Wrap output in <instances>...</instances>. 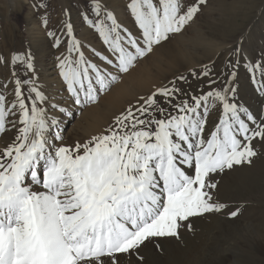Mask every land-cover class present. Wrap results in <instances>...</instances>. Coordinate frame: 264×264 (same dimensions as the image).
Returning a JSON list of instances; mask_svg holds the SVG:
<instances>
[{"label": "snow or ice", "instance_id": "obj_1", "mask_svg": "<svg viewBox=\"0 0 264 264\" xmlns=\"http://www.w3.org/2000/svg\"><path fill=\"white\" fill-rule=\"evenodd\" d=\"M205 2L128 0L134 34L97 0L93 10L100 18L89 24L106 48L107 54L93 50L105 67L69 39L68 52L77 55L59 59L58 68L70 98L77 105L95 103L118 79L109 67L128 73L191 22ZM66 27L71 38L72 26ZM11 62L33 70L31 55H13ZM12 75L14 99L0 92V139L9 130L16 133L0 147V264H120L122 255H136L146 244L162 248L161 239H179L180 229H191V217L225 207L213 202L210 189L217 184L211 175L250 164L256 156L252 141H264V119L230 99L235 89L229 82L199 96L184 94L183 100L175 84L156 88L117 116L106 133L56 146L47 133L57 121L49 122L39 106L46 97L33 78L21 80L14 70ZM25 85H31L28 96ZM259 89L264 91V82ZM217 105L218 122L206 136Z\"/></svg>", "mask_w": 264, "mask_h": 264}, {"label": "rangeland", "instance_id": "obj_2", "mask_svg": "<svg viewBox=\"0 0 264 264\" xmlns=\"http://www.w3.org/2000/svg\"><path fill=\"white\" fill-rule=\"evenodd\" d=\"M96 2L97 0H0V30L14 33V36L20 34L22 37L21 41L9 40L5 47L6 51L0 50V84L6 85L0 88V92L6 97L14 88L11 86L15 79L12 75L13 70L21 80L33 78L35 86H38L46 97L44 103L49 106L45 110L49 122L52 119L57 121L47 133L50 142L56 146L75 145L77 142L83 144L91 137L99 135L82 134L79 129L80 123L83 121L84 112L91 107L102 106L104 98L116 87L115 82H112L106 91L98 94L95 103L77 105L67 93L57 69L59 59L68 55L75 58L77 55L75 52L71 54L68 52L69 39L78 41L85 57L104 68L105 65L94 55L93 50L107 54L106 48L89 24V21L100 18L93 10ZM192 2L193 0H182L183 5ZM99 3L105 12H114L120 24L134 34L138 32L126 7L128 0H99ZM199 7L200 11L191 22L156 47L157 50L164 48L156 52L161 55L158 58V66L167 70L162 76L160 87H171L175 84L182 90L179 99L183 100L186 98L184 94L199 96L211 89H223L224 85L230 82L235 89V95L230 96V99L252 113L257 120L264 119V91L259 89V83L264 82V0H206ZM45 19L46 24L43 23ZM68 24L72 26L71 38L67 34ZM49 32L54 35L49 36ZM181 37L185 39L181 45L188 46L182 53L193 60L194 64L183 63L186 57L178 55L179 63L173 61L171 66L166 68L169 61L165 55L171 53L169 46L175 43V38ZM38 38H43L41 44L47 43L50 50L46 52L43 62L34 58L38 49L28 43V40ZM56 38H59V45ZM206 44L216 45L220 50L206 57L204 52L208 47ZM13 55L25 59L31 55L33 70H27L22 62L13 64L11 62ZM141 60L143 58L136 64L141 63ZM5 61L9 65L8 68ZM108 70L112 72L114 69L109 67ZM205 71L208 72L207 76L203 74ZM181 76L184 77L183 80L177 79ZM52 79L60 83L58 89L53 85ZM210 80L215 83L210 85ZM30 86L25 85L24 88ZM133 95L134 98L122 99L120 109L106 122L100 134L106 133L110 126H113L114 119L130 105L136 106L140 98L135 93L130 96ZM67 98L71 99L70 103L66 102ZM187 98L190 100V96ZM52 105L63 107L66 111L61 113ZM68 110L70 113L66 117ZM57 112L61 116H58ZM219 115L220 108L217 105L210 111L206 136L218 122ZM241 115L244 118L243 114ZM62 119L64 120L61 121ZM249 126L254 127L251 123ZM12 131L14 130L3 134L0 147L6 146L2 142L10 140ZM56 135L61 139L56 140ZM4 136L5 138L10 136L7 138L8 141ZM252 147L256 156L251 158L250 164H241L211 175V180L217 184V188L210 189L213 202L225 205L220 212L191 217L188 222L191 229L187 227L180 229L179 239H161L159 243L162 248L159 249L153 244H146L144 246L146 248L142 247L141 253L127 255L124 264H153L152 257H156L159 264H172V255L180 259L182 264H198V255L201 257L203 255L205 264H217L221 261L222 264H264V141L253 140ZM233 211H237L236 216L230 215ZM189 245H192L191 248ZM185 255L190 256L191 262H188L189 256ZM141 256L142 260L139 258Z\"/></svg>", "mask_w": 264, "mask_h": 264}, {"label": "bare ground", "instance_id": "obj_3", "mask_svg": "<svg viewBox=\"0 0 264 264\" xmlns=\"http://www.w3.org/2000/svg\"><path fill=\"white\" fill-rule=\"evenodd\" d=\"M112 13L115 16V13L114 12H112ZM32 26H34V25H32ZM21 38L22 37H21L20 34H16L14 36V33L5 32V31H1L0 30V50L1 51H6V48L5 47H6V44H7V42L9 40H12V41L13 40H15V41H21ZM28 41H29L28 43H29L30 46L33 44L32 47L38 49V51L35 53L34 58L37 59L38 61L43 62V59L45 58L46 52L47 51L50 52V50L48 48V44L47 43L46 44H44V43L41 44V42H43V38H38L36 40H32L31 39V40H28ZM183 42H185V39L183 37L177 38V39L175 38V43H173L171 46H169V49H170L171 53L165 55V56H167L166 58L169 61V63L166 66V68L167 67H170L171 64L173 63V61L174 62H178V60H177V56L178 55H180L181 57H184V58L186 57L182 52H183V50H186L188 46L181 45V43H183ZM196 43H198V42H196ZM206 46H208L206 49H204V52L206 54L205 55L206 57H209V56L215 54L216 51H219L220 50V47H218L216 45L210 46V45H207L206 44ZM163 49H164L163 47L158 48V50L155 49V51L153 53H151L147 57L143 58V60H141V63L135 64V67L132 68L128 73H125L124 74V73H119V72H115L114 70H112V72L114 74H116L117 77H118V79L115 81L116 87L111 91V93L108 96H106L104 98L105 100H103V105L102 106H99V107L98 106L97 107H91L90 110H87L86 112H84L85 114L83 116V121L80 123V128H79L80 129V132L82 134H85V135H89V134L93 135V134H97V133L100 134V132L103 130V126L106 124V122L108 120H110V118L120 109L121 103H122V99H125L124 97L134 98L135 97L134 95L133 96H130V95H132L134 93L136 95H139V96H137L138 98L147 97V95H149L150 93H152L153 91H155L156 88H159L162 85V78H163L162 76L165 74V72H167V70L162 69L160 66H158V63H159V59L158 58H160L161 55H159L156 51H162ZM19 50H22V49L19 48ZM184 60H186V61H184L183 63H188L189 65H193L194 64L193 60H191L190 58H187L186 57ZM6 66H7V68L9 67L8 63H6ZM57 69H59V68H57ZM60 79H61V77H60ZM51 81L54 82L53 85L56 87V89H58L60 83L57 80H54V79H52ZM11 86H14L15 87L14 80L12 81ZM36 87L38 88V86H36ZM28 88L29 87H26V88L23 87V91L25 93V96H28ZM13 93H14V88L12 90H10V92H8V95L6 96V100L7 101H9V102L12 101L11 98L14 97V96H12V95H14ZM53 94L55 95V93H53ZM126 94H128L129 96H124ZM65 100H66L67 103H70V100L71 99H68L67 98ZM38 104H39V102H38ZM39 106H43L45 108V110L49 107L47 105V103L40 104ZM69 113H70V110H68V112L66 114L67 115L66 117H68ZM57 115L58 116H61L60 113L58 114V112H57ZM63 120L64 119H62L61 121H63ZM14 134H16L15 133V130L12 131V135H11L12 137L9 136L10 137L9 138L7 136L5 138V136H6L5 135L4 136V139H6L8 141L7 138H9L11 140L12 138H14ZM62 136L64 137V133L62 134ZM8 142H6V141L4 142L3 141L2 144H4V145L6 144L7 145ZM32 188H36L37 191L42 190V189L38 188L37 186H32ZM213 191H216V190H213ZM217 191H219V190H217ZM247 194H249V193H247ZM232 203H233V201H232ZM215 234H216V232H215ZM221 235H222V233H221ZM216 238H218L217 235H216ZM213 239H215V238L213 237ZM164 244H166V243H164ZM191 246L192 245H189L190 248H191ZM204 246H205V244H204ZM210 246H212V245H210ZM144 248H146V247H144ZM142 249L143 248L140 249V251H139L140 253L143 251ZM150 253H151V251H150ZM126 256L127 255H122L120 257V264H124V262H126L125 261V260H127L126 259ZM187 256H189V255H185V257H187ZM202 257H203V255H202ZM202 257L200 255H198L197 256V260L199 261V263L201 262L202 264H205L206 262L203 261V258ZM219 257H220V255H219ZM172 258H173L171 260L172 264H182V261L180 259H177L175 257V255H172ZM105 259L108 260L109 258H105ZM152 261L154 262L153 264H159V260H157L156 257H154V258L152 257ZM188 262H191L190 256H189V261ZM191 264H195V263H191ZM217 264H222V261L220 263H217Z\"/></svg>", "mask_w": 264, "mask_h": 264}]
</instances>
